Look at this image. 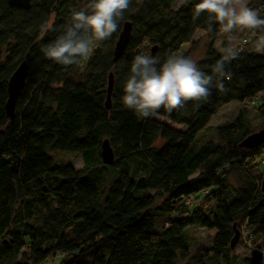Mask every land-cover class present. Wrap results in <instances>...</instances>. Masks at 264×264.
<instances>
[{
  "label": "trees",
  "instance_id": "obj_1",
  "mask_svg": "<svg viewBox=\"0 0 264 264\" xmlns=\"http://www.w3.org/2000/svg\"><path fill=\"white\" fill-rule=\"evenodd\" d=\"M174 3L131 0L117 32L105 41L93 39L88 57L64 66L42 49L63 34L72 12L89 9L91 0H30L28 10L0 0V264H43L56 256L59 264H174L189 256V227L215 230L203 255L210 264H250L249 257L239 260L235 247L230 249L234 231L241 229L264 264V143L239 148L256 132L245 111L216 126L215 140L194 141L170 161L153 148L157 135L144 128L145 118L123 104L137 54L156 56L161 64L170 54L184 52L190 58L198 31L209 42L196 63L213 76L214 85L219 79L213 72L225 53L213 46L219 23L207 13L192 19L199 0H185L179 10ZM250 7L264 18V0H253ZM125 23L131 25L130 37L114 62ZM261 35L244 31L238 58L226 66L232 73L224 81L226 91L213 86L207 99L185 102L179 108L183 119L192 121L201 111L217 113L231 102L255 104L264 94V51L256 44ZM22 61L28 75L9 119L7 80ZM255 110L263 125L264 101ZM162 112L167 111L157 113ZM103 140L113 154L111 165L100 159ZM51 154H77L82 166L76 170L54 162ZM230 179L239 187L233 188ZM189 197L210 208L192 207ZM239 238L245 249L241 233Z\"/></svg>",
  "mask_w": 264,
  "mask_h": 264
},
{
  "label": "clouds",
  "instance_id": "obj_2",
  "mask_svg": "<svg viewBox=\"0 0 264 264\" xmlns=\"http://www.w3.org/2000/svg\"><path fill=\"white\" fill-rule=\"evenodd\" d=\"M130 4L131 0H91L89 9L72 12L63 34L42 49L44 54L64 66L77 63L79 57H88L93 51V39L105 41L117 32L118 22ZM202 13L209 14L210 21L218 22L230 41L234 30L264 32L260 10L249 7L247 0H199L192 19H199ZM256 44L257 50L264 51V35L259 36ZM238 56L237 48L230 45L225 49L213 67L219 78L214 85L212 75L182 54H170L162 64L156 56L137 54L124 84L123 104L138 117L146 118L156 115L161 108L171 113L187 101L207 99L213 86L225 92L224 81L232 78L226 66Z\"/></svg>",
  "mask_w": 264,
  "mask_h": 264
},
{
  "label": "rangeland",
  "instance_id": "obj_3",
  "mask_svg": "<svg viewBox=\"0 0 264 264\" xmlns=\"http://www.w3.org/2000/svg\"><path fill=\"white\" fill-rule=\"evenodd\" d=\"M184 3L185 0H175L173 9L179 10L180 6H182ZM247 3L250 7L253 3V0H247ZM244 31L245 30H234L232 34L233 39L230 41L228 34L223 33L221 28H219V33L214 39L213 46L219 53H224L225 49L230 45L234 48H238L239 43L244 36ZM193 41L195 42L196 46L190 59L198 61L201 59L209 40L204 32L198 31L194 36ZM183 53L184 52H182V54ZM263 101L264 94L259 95L257 101L253 105L246 106L236 102H231L224 106L217 113L201 111L192 121L183 119L180 109H175L171 113H156V115L152 117L145 118L144 128L156 133L157 138L153 143V148L158 153V156L164 160L176 161L192 142H198L199 140L206 139L215 140V135L212 130L216 126L232 123L240 110L245 111V115L250 125L255 128L256 131H258L262 126V121L258 117L255 108ZM51 157L54 162L70 163L76 170L80 169L82 166L81 158L77 154H51ZM230 185L233 188H238L240 184H237L235 179H230ZM188 200L189 204L195 203L192 205V207L197 206L204 211H207L210 208L209 203L207 204L201 202L202 199L195 201L189 197ZM214 233L215 230H207L198 227L187 228L185 230V234L189 256L184 261L177 259L174 264H210L208 259L203 257V255L206 254V251L210 248L211 239ZM240 233L242 234V240L246 241L245 244H250L244 237L245 231L241 229L239 231V236ZM240 242L241 241L239 238L237 245L233 250L234 255H236L239 260L249 257L250 252L255 249L253 244V246L250 245V249H248L246 246L245 247L247 249H243ZM59 260L60 257H50L43 264H59Z\"/></svg>",
  "mask_w": 264,
  "mask_h": 264
},
{
  "label": "water",
  "instance_id": "obj_4",
  "mask_svg": "<svg viewBox=\"0 0 264 264\" xmlns=\"http://www.w3.org/2000/svg\"><path fill=\"white\" fill-rule=\"evenodd\" d=\"M29 2L30 0H7V4L9 7L18 8L22 10H28ZM130 33H131V25L129 23H125L114 45V49H113L114 62L120 57L125 47L127 46ZM154 50L155 48H152V54ZM27 75H28L27 64L25 63V61H22L12 72V74L7 80V85H6L7 99L5 102L4 109H5V114L9 119H12L13 117L15 103L25 85ZM111 89H112V76L111 74H109L107 90H106V98L104 103L106 110L110 108L109 98L111 94ZM263 143H264V123L258 131L251 133L246 138H244L240 142L239 148L251 150L260 146ZM100 159L104 165H111L113 162V154L106 140H103L100 145ZM260 191L262 194H264V175L262 176L260 182ZM238 239H239V233L237 231H234V235L231 238L229 244L230 249H233L237 245ZM261 257L262 256L260 251L253 249L249 255V263L259 264Z\"/></svg>",
  "mask_w": 264,
  "mask_h": 264
},
{
  "label": "built area",
  "instance_id": "obj_5",
  "mask_svg": "<svg viewBox=\"0 0 264 264\" xmlns=\"http://www.w3.org/2000/svg\"><path fill=\"white\" fill-rule=\"evenodd\" d=\"M192 199V197H190ZM190 200V199H189ZM189 200L187 201V203H189ZM246 241H243V244L248 248L250 249V244H245Z\"/></svg>",
  "mask_w": 264,
  "mask_h": 264
}]
</instances>
